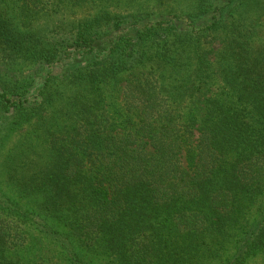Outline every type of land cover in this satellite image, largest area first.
Masks as SVG:
<instances>
[{
	"label": "trees",
	"instance_id": "trees-1",
	"mask_svg": "<svg viewBox=\"0 0 264 264\" xmlns=\"http://www.w3.org/2000/svg\"><path fill=\"white\" fill-rule=\"evenodd\" d=\"M115 1L0 0V264L264 260V0Z\"/></svg>",
	"mask_w": 264,
	"mask_h": 264
},
{
	"label": "rangeland",
	"instance_id": "rangeland-1",
	"mask_svg": "<svg viewBox=\"0 0 264 264\" xmlns=\"http://www.w3.org/2000/svg\"><path fill=\"white\" fill-rule=\"evenodd\" d=\"M195 4V0H170L164 3L158 0H118L110 3L107 8L108 10L116 15L122 17L123 20L129 21L131 23V17L133 15H144L145 13H150L151 18L162 17L169 15L168 13H180L185 14L190 11ZM98 6L97 4H87L85 6L79 7L74 11L75 18H86L94 13ZM50 18H41L39 22L34 23L35 25L44 26L48 24ZM126 24L125 26H128ZM216 49L219 47L215 46ZM57 71V69L55 70ZM27 126L22 129L11 132L7 138H4V144L0 142V172L2 170V162L6 152L13 146V144L19 139L20 135L23 134ZM1 179V174H0ZM1 185V183H0ZM247 264H264L262 256L255 257L248 261Z\"/></svg>",
	"mask_w": 264,
	"mask_h": 264
}]
</instances>
